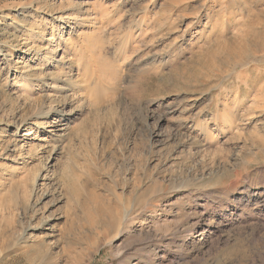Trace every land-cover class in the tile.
Wrapping results in <instances>:
<instances>
[{
	"label": "rangeland",
	"instance_id": "1",
	"mask_svg": "<svg viewBox=\"0 0 264 264\" xmlns=\"http://www.w3.org/2000/svg\"><path fill=\"white\" fill-rule=\"evenodd\" d=\"M29 1L0 0V264H264V0Z\"/></svg>",
	"mask_w": 264,
	"mask_h": 264
},
{
	"label": "bare ground",
	"instance_id": "2",
	"mask_svg": "<svg viewBox=\"0 0 264 264\" xmlns=\"http://www.w3.org/2000/svg\"><path fill=\"white\" fill-rule=\"evenodd\" d=\"M44 1V5H42V0H31V1H29V2H27V4L25 5V6H22V5H20L21 6V8H20V10H21V13H20V17H22V20H23V23L25 24V23H27L28 22V20H27V18H26V16L27 15H29V13H30V10L32 9V8H37L38 10H40V11H45V9H47L48 7H50V8H52V10H53V12H55L56 14H59V13H61L60 15H62V17L64 18V16H63V13L64 12H66V11H70V12H73V13H75V14H80V16H85L86 17V15H88L89 14V7H88V3L90 2V0H68V2H66L65 0H43ZM186 1H188V0H168V4L170 5V7L171 6H180L181 4H183V3H185ZM24 3V2H23ZM20 4V3H19ZM204 4V3H203ZM168 5V6H169ZM18 6V5H17ZM19 7V6H18ZM199 8V7H198ZM19 10V11H20ZM51 10V11H52ZM201 10V9H200ZM194 12H195V10H194ZM10 13V12H9ZM16 14V13H15ZM15 14H12V15H8L7 16V19H14L15 17H16V15ZM74 14V15H75ZM263 14V13H262ZM72 15V14H71ZM5 17V16H4ZM18 17V16H17ZM53 17V16H52ZM62 17H61V19L60 20H63L62 19ZM79 17V16H78ZM68 19H70V21H71V16H69L68 15V17H67ZM135 18V17H134ZM73 19V18H72ZM255 19H257V20H261L260 19V17H259V14L257 13H255V14H252L251 15V17L249 18V20H255ZM77 20V19H76ZM85 20L86 19H84V23H85ZM248 20V21H249ZM264 20V19H263ZM48 21V20H47ZM58 21V20H57ZM69 21V20H68ZM21 22V21H20ZM75 23V22H74ZM29 24V23H28ZM262 24V23H261ZM84 25V24H83ZM258 25H259V23H258ZM10 26H12L13 28H16L17 26H19L15 21H13L11 24H10ZM71 27V26H70ZM178 27V26H177ZM11 28V27H10ZM173 28V27H172ZM34 29V28H33ZM73 29V28H72ZM28 30V29H27ZM189 30V29H188ZM134 33V32H133ZM11 34V33H10ZM62 34V33H61ZM141 34H142V32H141ZM53 36V35H52ZM63 38V37H62ZM61 38V39H62ZM70 38V37H69ZM136 38V37H135ZM52 40V39H51ZM67 40H69V39H67ZM70 41V40H69ZM137 43H139V42H137ZM60 45H61V43H60ZM0 46H2V47H9L8 46V43H6V42H3L1 39H0ZM59 46V45H58ZM61 48V47H60ZM64 48V47H63ZM51 49V48H50ZM7 50V49H6ZM137 51V50H136ZM250 52V51H249ZM9 53V52H8ZM55 53V52H54ZM246 53V52H245ZM51 54V53H50ZM2 56V55H1ZM55 56H58V53L56 52V55H54V57ZM2 58H5V59H7V56H5V55H3L2 56ZM49 58V57H48ZM141 58V57H140ZM222 57L220 56V55H218V56H216V58H215V64H217V61H218V59H221ZM13 59V58H12ZM58 60V59H57ZM139 60V59H138ZM151 62V61H150ZM152 62H154V59H152ZM61 64H63V60H61ZM146 64H148V63H146ZM56 66V65H55ZM74 67V66H73ZM234 67V66H233ZM4 68V67H3ZM56 68V67H55ZM67 68V67H66ZM70 68V67H69ZM57 69V68H56ZM62 69V68H61ZM57 70H59V69H57ZM63 70V69H62ZM60 71V74H61V76L62 77H66V75H65V73H63V71ZM230 71L228 72V73H230L231 72V70H232V67L229 69ZM71 71V70H70ZM67 74V73H66ZM8 75V74H7ZM67 78H68V76H67ZM59 79V78H58ZM65 79V78H64ZM55 80V79H54ZM57 80V79H56ZM8 81V80H7ZM14 82V81H13ZM16 82V81H15ZM55 82V81H54ZM56 83H57V81H56ZM55 83V84H56ZM66 83V82H65ZM54 84V83H53ZM58 84V83H57ZM54 87V86H53ZM61 87H63V86H61ZM54 88H57V87H54ZM53 88V89H54ZM58 88H60V87H58ZM67 88V87H66ZM61 89V88H60ZM59 90V89H58ZM63 90V89H62ZM264 98V97H263ZM64 101L65 102H62L61 104L62 105H59L58 107H52V106H46V104L44 105V108L43 109H40L38 112H37V114L35 113V115H33V119L32 120H38V121H41V123L42 124H44L45 122H46V120L48 119V118H52V117H58V116H60V121H63V117L65 116V115H69V114H72V113H74L75 111H77L76 109H72L71 111H67V107H68V102L64 99ZM263 102H264V99L262 100ZM48 105V104H47ZM263 107H264V103H263V105H262ZM259 109H261V108H259ZM61 112L62 113H64L65 115L63 116V115H60L61 114ZM69 114H68V113ZM55 119V118H54ZM58 121V120H57ZM159 121L160 120H158V123H159ZM54 123V122H53ZM47 124V123H46ZM49 124V123H48ZM29 122L27 121V122H21V124H20V130H25L26 128H29ZM258 125V124H257ZM257 127V126H256ZM53 130H54V132L55 133H63V132H65V128H64V126H63V124L62 123H60L59 125H56V126H52L51 127ZM255 128V127H254ZM257 132H259L258 134L260 135H257L258 136V138L260 139H258L263 145H264V134H260V131H257ZM256 132V133H257ZM171 134V135H170ZM177 138L178 136L176 135V134H174L172 131H169V138ZM246 137V136H245ZM182 138V137H181ZM251 139L252 140H257L256 139V136L255 135H252L251 136ZM256 143V142H255ZM183 144V143H182ZM16 145V144H15ZM254 145V144H253ZM260 145V144H259ZM184 146L191 152V153H193L192 155H194V156H199V157H203V156H205V155H207V154H210L211 152H206V151H203V152H195L194 150H195V148H194V144H193V142H190V141H186L185 143H184ZM263 147V146H262ZM262 147L260 148V149H262ZM243 148H245V147H243ZM248 147H246V149H247ZM242 149V148H241ZM249 149V148H248ZM264 149V148H263ZM185 150V149H184ZM243 150V149H242ZM222 150H219L218 152H221ZM236 151V150H235ZM234 151V152H235ZM217 152V153H218ZM211 154H213V152L211 153ZM248 162V161H247ZM249 163V162H248ZM126 219V218H125ZM121 220H123V219H121ZM127 220V219H126ZM46 222V221H45ZM119 223H120V221H119ZM45 225L46 226H49V223H48V221L45 223ZM44 225V226H45ZM37 229V228H36ZM36 229H34V228H29V230H26L25 231V234H24V236L21 238L22 240H23V242H27V241H29V239L30 238H27L26 236H28V234H29V231H31L30 232V235L32 236V234H33V232L32 231H36ZM111 241H113V240H111ZM75 243V242H74ZM77 243V242H76ZM110 243V242H109ZM107 244V243H106ZM20 245V244H19ZM46 246V245H45ZM83 246V245H82ZM92 246V245H91ZM17 247V246H16ZM48 248V247H47ZM45 250V249H44ZM89 251V250H88ZM13 251L12 250H2V251H0V254H1V256H2V258H6V257H8L11 253H12ZM43 252V251H42ZM74 253V252H73ZM78 254V253H77ZM80 255V254H79ZM74 256V255H73ZM78 258H80V256L78 257ZM46 261H48V260H46ZM80 262V261H79ZM76 264H77V262H75ZM82 263V261L80 262V264ZM72 264V263H71ZM82 264H84V262L82 263Z\"/></svg>",
	"mask_w": 264,
	"mask_h": 264
}]
</instances>
